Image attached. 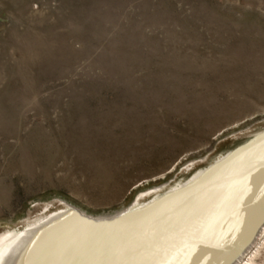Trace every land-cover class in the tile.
<instances>
[{"label": "rangeland", "instance_id": "374dc122", "mask_svg": "<svg viewBox=\"0 0 264 264\" xmlns=\"http://www.w3.org/2000/svg\"><path fill=\"white\" fill-rule=\"evenodd\" d=\"M263 134L264 0H0V235L147 202ZM262 228L237 260L264 264Z\"/></svg>", "mask_w": 264, "mask_h": 264}, {"label": "water", "instance_id": "95a60500", "mask_svg": "<svg viewBox=\"0 0 264 264\" xmlns=\"http://www.w3.org/2000/svg\"><path fill=\"white\" fill-rule=\"evenodd\" d=\"M66 212L23 264H233L264 223V134L146 208Z\"/></svg>", "mask_w": 264, "mask_h": 264}, {"label": "bare ground", "instance_id": "6f19581e", "mask_svg": "<svg viewBox=\"0 0 264 264\" xmlns=\"http://www.w3.org/2000/svg\"><path fill=\"white\" fill-rule=\"evenodd\" d=\"M259 138L260 137L253 139V142H255ZM230 153L225 155L222 158V160L224 158H226L227 156H229ZM204 174H206V173H204ZM202 176L203 175H201V174L196 175L190 180V182L196 181V180L200 179ZM190 182H187V183H190ZM178 187H180V186H175V187H173V189H177ZM173 189H171V190H173ZM162 195H164V194H162ZM162 195H159V196H157V197H155V198H153L147 202H144V203H137V204H134L133 206H128V208L117 211L114 214L132 212V211H135L137 209L146 208L147 206L151 205L155 200H157ZM65 212L66 211H61L55 215L49 216L45 219H42L41 221H38L37 223H33L32 225H30L26 229H23L21 231L19 230L18 233H13L11 231L2 233L0 235V245H2L0 248V264H15L17 261H18V264H23L24 262H26V260H30L31 253L35 252L36 250L37 251L40 250V246H38L40 240H37V239H39L38 237L40 235H42L43 232L47 231L46 229H48L50 227V225H52L57 218H59V217L62 218V216L67 213V212L66 213ZM261 237L262 238L264 237V228H262ZM255 246L256 245L251 247V249L246 253L245 257H242L241 259L237 260L236 263L237 264H246L247 262H249L252 258V255H253L252 249L255 248ZM248 255H249V257H247Z\"/></svg>", "mask_w": 264, "mask_h": 264}]
</instances>
